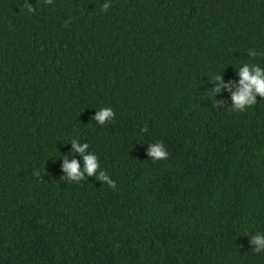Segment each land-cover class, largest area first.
<instances>
[{
  "label": "trees",
  "instance_id": "1",
  "mask_svg": "<svg viewBox=\"0 0 264 264\" xmlns=\"http://www.w3.org/2000/svg\"><path fill=\"white\" fill-rule=\"evenodd\" d=\"M25 2L0 0V264H264V98L210 90L264 68V0ZM73 139L115 189L61 179Z\"/></svg>",
  "mask_w": 264,
  "mask_h": 264
},
{
  "label": "clouds",
  "instance_id": "2",
  "mask_svg": "<svg viewBox=\"0 0 264 264\" xmlns=\"http://www.w3.org/2000/svg\"><path fill=\"white\" fill-rule=\"evenodd\" d=\"M45 4H51L52 0H44ZM24 7L29 13H34L35 8L32 4L25 2ZM110 7L109 3H104L102 8L107 11ZM250 57H255L257 52L250 50L248 52ZM240 80L238 85L233 91L234 82L224 83L222 75H216L210 82L215 84V87L210 88L211 94L216 97L217 93H220L222 89H227L231 92L232 105L229 107L233 111H244L247 107H251L257 103V96L264 98V68H261L258 64H243L239 71ZM216 106L219 107L220 101L215 99ZM115 113L110 107H104L96 112V115L92 118L100 125L113 120ZM72 146L71 153H79L83 158L84 166L81 170L78 160L73 159L69 162L67 156L63 157V172L67 175L61 179L68 181L80 182L85 179V174L91 177L95 175L98 180L107 184L110 188L115 189L116 183L110 178V176L103 170H100L99 159L97 155L89 151L88 143H80L78 139H73L70 142ZM148 155L154 161L167 159L168 151L161 142H155L149 144ZM39 176V172L35 173ZM250 244L255 253L264 251V234H256L251 236Z\"/></svg>",
  "mask_w": 264,
  "mask_h": 264
}]
</instances>
